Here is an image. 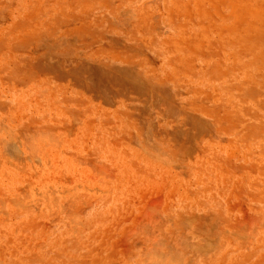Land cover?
<instances>
[{"label":"rangeland","instance_id":"rangeland-1","mask_svg":"<svg viewBox=\"0 0 264 264\" xmlns=\"http://www.w3.org/2000/svg\"><path fill=\"white\" fill-rule=\"evenodd\" d=\"M0 264H264V0H0Z\"/></svg>","mask_w":264,"mask_h":264}]
</instances>
